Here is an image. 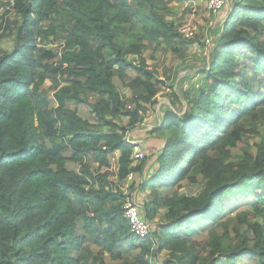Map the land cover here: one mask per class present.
I'll use <instances>...</instances> for the list:
<instances>
[{
	"label": "trees",
	"instance_id": "16d2710c",
	"mask_svg": "<svg viewBox=\"0 0 264 264\" xmlns=\"http://www.w3.org/2000/svg\"><path fill=\"white\" fill-rule=\"evenodd\" d=\"M186 1L203 0H18L9 11L0 0V31L14 35L13 48L0 52V264H107L105 257L119 261L128 249L141 250L138 264L163 251L168 257L159 264H264V140L255 153L229 161L254 132L242 120L262 123L264 0H231L211 35L199 87L162 110L154 131L164 147L151 174L145 160L134 165L126 140L171 77H158L145 52L162 41L184 57L195 43L168 19V6ZM11 12L19 19L10 21ZM55 43L62 52L48 47ZM50 79L64 83L52 98ZM116 80L141 93L130 100ZM183 100L184 113L175 109ZM193 171L204 188L189 196L180 191L183 181L196 180ZM130 173L147 176L139 189L152 193L146 238L131 233L123 211L128 197L119 186ZM250 196L254 220L237 212L234 238L226 230L206 247L195 239ZM88 243L101 257H84Z\"/></svg>",
	"mask_w": 264,
	"mask_h": 264
},
{
	"label": "rangeland",
	"instance_id": "374dc122",
	"mask_svg": "<svg viewBox=\"0 0 264 264\" xmlns=\"http://www.w3.org/2000/svg\"><path fill=\"white\" fill-rule=\"evenodd\" d=\"M231 2V0H227L226 8L223 11L217 13L209 9L207 0L191 2L186 1L170 4L168 8L170 11L169 13L171 14H168V19L170 21H173L179 28L185 25L191 27L195 31V35L189 40L195 43L189 47V50L184 57L178 56L171 49L166 50V47L162 41H158L156 47L149 48L144 54V57L146 58L150 68L158 71V77L162 76L161 79H166L167 74L171 76L170 80H166V85L161 86V90L156 97L157 104H155L154 106H147L143 125L128 133L131 137V141H142L141 149L142 153L144 154L143 160L147 162V172H149L150 174L158 167V164H156V159L159 155V152L164 147V142L162 140L163 138L154 131L159 123V120L162 119V110L165 106H171V103L175 100L176 95L183 98V95L186 91L192 92V90H195L199 87L202 79V77L199 75V72L202 69L206 68V65L209 63L208 59L210 51L214 48V39L211 38V35L215 29L223 24L225 17L224 11H228ZM1 14L2 13L0 12V17ZM7 18L12 22L19 19L16 14L12 12L7 15ZM201 43L205 44L201 45ZM13 46L14 35L11 34L10 31H0V52L2 51V49L9 51L13 48ZM48 47L58 49L59 52H62L63 48L61 44L57 43L50 44ZM128 74L131 78L134 77L131 71ZM116 84L119 88H121L122 92L130 100H133L136 95H139L141 93V91L132 92V90L124 88L118 80H116ZM63 85L64 83L62 81L52 79L48 80L46 82V90L51 93L49 97L52 98L55 93L53 91H57L59 87ZM90 100L94 99L91 98ZM71 105L75 107V104ZM179 105L180 103L177 104L175 109H177L178 111L182 110V113L188 111L187 102L183 100V106ZM78 108L83 118L92 120L88 108H83L82 106ZM258 112L262 118V123H256L250 118L242 120V127L245 130H252L254 132H247V135L244 138L243 142L232 151V157L229 161L239 162L244 159L246 155L255 153V145L258 144L261 140H264V105L259 108ZM125 124L126 122H124V125ZM214 155L219 156L217 153H214ZM114 158H112V165L113 167H116L117 162L114 160ZM138 163L140 162H135L134 165H137ZM193 174L195 175L196 180L183 181L180 191L189 196L198 195L204 188L203 178L200 173H195L193 171ZM144 180V175L140 176L138 174H134L133 180L131 182L125 183L124 185L120 184V188H123L122 191L125 195H127L128 198H133L138 203L145 214L144 205L150 199V197L152 198V193L148 190L143 192L139 189V185ZM111 181L119 184L117 183L116 177L111 176ZM176 189L177 187L172 188L171 190H169V192L161 189L159 190V193L161 195H171V193H173ZM249 201L251 203L248 205L247 203ZM254 202V196H250L249 198H247L246 204H243L236 208L233 213L225 217L222 221H220V223L207 226L204 229H198L195 233V239L199 241L204 247H206L207 242L210 241L212 237L222 234L226 230L230 232L231 238H234L235 231L239 230L236 218L237 212H249L250 220L253 221L254 213L252 212L253 210L251 206ZM230 210L231 207L228 211L230 212ZM160 218L161 216H159L157 220H159ZM151 225L154 226V222L153 224L151 223ZM152 249L153 251H155L156 245ZM209 249L210 247L208 246L207 249L203 252V259H206V255L208 254ZM140 251V249H128L124 252L123 258L119 261H114L107 255L104 260L107 264H138L135 261ZM83 255L90 262L93 256L99 255V257H101L100 255L102 254L99 247L95 246L92 243H88L83 250ZM167 257L168 253L166 251H163L161 253H158V255H156L155 258L151 260V263L159 264ZM241 264H246V262H242Z\"/></svg>",
	"mask_w": 264,
	"mask_h": 264
},
{
	"label": "built area",
	"instance_id": "2783aa9c",
	"mask_svg": "<svg viewBox=\"0 0 264 264\" xmlns=\"http://www.w3.org/2000/svg\"><path fill=\"white\" fill-rule=\"evenodd\" d=\"M18 0H3L4 7L2 11H9L11 10L17 3ZM207 5L210 10L217 13L221 11L226 5L227 0H209L207 2ZM181 34H183L186 38L194 37L195 31L185 25L180 28ZM126 140L134 145V159L136 162L143 161L144 154L142 153V141L135 142L131 141V137L129 134L126 136ZM134 178V174L130 173L127 179L123 182V185L125 183L131 182ZM120 188V186H119ZM123 190V188H120ZM115 191L117 189L115 188ZM123 211L125 214L126 219L129 222L131 233L139 238H146L151 231V223L147 220L144 212L138 205V203L133 198H128L123 206Z\"/></svg>",
	"mask_w": 264,
	"mask_h": 264
},
{
	"label": "crops",
	"instance_id": "0c3cea01",
	"mask_svg": "<svg viewBox=\"0 0 264 264\" xmlns=\"http://www.w3.org/2000/svg\"><path fill=\"white\" fill-rule=\"evenodd\" d=\"M147 178V176H144V179H146Z\"/></svg>",
	"mask_w": 264,
	"mask_h": 264
}]
</instances>
